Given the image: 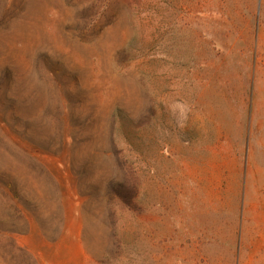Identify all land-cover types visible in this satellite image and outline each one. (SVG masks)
<instances>
[{"label": "rangeland", "instance_id": "obj_1", "mask_svg": "<svg viewBox=\"0 0 264 264\" xmlns=\"http://www.w3.org/2000/svg\"><path fill=\"white\" fill-rule=\"evenodd\" d=\"M263 216L264 0H0V264H239Z\"/></svg>", "mask_w": 264, "mask_h": 264}, {"label": "crops", "instance_id": "obj_2", "mask_svg": "<svg viewBox=\"0 0 264 264\" xmlns=\"http://www.w3.org/2000/svg\"><path fill=\"white\" fill-rule=\"evenodd\" d=\"M238 236L241 251L247 248L251 253V249H254V256L250 258L244 257L241 252L239 264H264V222L248 223V226L244 224Z\"/></svg>", "mask_w": 264, "mask_h": 264}]
</instances>
